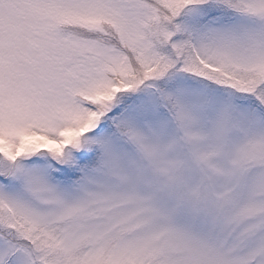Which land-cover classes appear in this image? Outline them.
I'll use <instances>...</instances> for the list:
<instances>
[{"label": "snow or ice", "instance_id": "snow-or-ice-1", "mask_svg": "<svg viewBox=\"0 0 264 264\" xmlns=\"http://www.w3.org/2000/svg\"><path fill=\"white\" fill-rule=\"evenodd\" d=\"M0 264H264V0H0Z\"/></svg>", "mask_w": 264, "mask_h": 264}]
</instances>
